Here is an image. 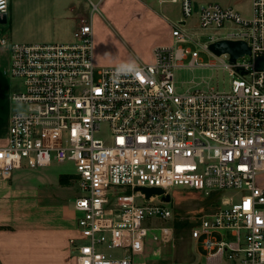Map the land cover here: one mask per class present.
I'll list each match as a JSON object with an SVG mask.
<instances>
[{
	"label": "built area",
	"instance_id": "obj_1",
	"mask_svg": "<svg viewBox=\"0 0 264 264\" xmlns=\"http://www.w3.org/2000/svg\"><path fill=\"white\" fill-rule=\"evenodd\" d=\"M167 1L179 2L174 43L155 46L150 63L94 67L96 6L70 41L13 42L0 33L10 74L22 83L10 99L24 106L10 114L0 145V186L23 166L72 162L73 264H136L147 236L171 242L173 211L162 196L172 188L234 190L236 198L224 196L191 228L206 256L192 264H264V66H257L264 57V0H250L249 17L217 2ZM8 7L9 0H0V14ZM193 14L198 27L216 30L200 44L204 50L213 54L208 45L220 39L249 47L234 62L228 53L213 54L223 57L227 88L202 82L177 90L176 68L219 66L184 46L199 44L188 30ZM103 124L108 134L97 137ZM136 187L164 193L146 197Z\"/></svg>",
	"mask_w": 264,
	"mask_h": 264
},
{
	"label": "rangeland",
	"instance_id": "obj_2",
	"mask_svg": "<svg viewBox=\"0 0 264 264\" xmlns=\"http://www.w3.org/2000/svg\"><path fill=\"white\" fill-rule=\"evenodd\" d=\"M204 2H217L231 4L237 8L244 17L250 16V0H197ZM90 12V11H89ZM86 17H90V13ZM180 18L179 2L167 0H104L97 2L91 23L93 29V63L95 68L110 66H131L153 61V45H170L174 43L171 35L172 23ZM189 32L195 36L199 44L189 45L197 49L199 61L214 63L219 66H183L174 70V80L177 90L183 91L188 87L202 82H209L219 88H227L229 81L228 71L220 66L223 57H217L204 50L200 44L207 41L209 35L216 30L200 28L195 22V14L187 20ZM223 30H220L222 32ZM158 46V45H157ZM155 47V46H154ZM242 60V58H239ZM189 58H185L186 64ZM225 61H228L226 58ZM13 91L21 89V80L18 77L11 79ZM14 109L22 110L24 106L17 104ZM108 129L105 124L96 134L105 137ZM75 167L71 161L64 163L52 162L48 166L28 168L23 166L15 169L7 189H11V197L5 202H12L20 207L23 215V200L27 197L33 202L36 195L40 200L66 204L74 201L77 195ZM264 177V173L261 174ZM169 201L166 205L171 207L173 218L171 225L174 229V238L171 242H149L144 249V264H192L194 246L190 238L191 228L198 223L202 215L210 214L221 205L224 196L236 198L234 190L226 189L222 192L211 191L208 194L186 188H172L169 191ZM29 201L27 206L33 205ZM4 202V201H3ZM32 210L29 207L26 212ZM19 214V213H18ZM10 228V225H5ZM154 232V231H153ZM77 234V231H76ZM68 239L71 256L70 239ZM149 235V234H148ZM19 237V236H18ZM147 242L150 240L146 237ZM25 252L18 253L16 261L10 264H35L29 262ZM73 264V261H72Z\"/></svg>",
	"mask_w": 264,
	"mask_h": 264
},
{
	"label": "crops",
	"instance_id": "obj_3",
	"mask_svg": "<svg viewBox=\"0 0 264 264\" xmlns=\"http://www.w3.org/2000/svg\"><path fill=\"white\" fill-rule=\"evenodd\" d=\"M103 1L9 0L7 12L0 14V33L13 42L70 41L81 20L88 18L86 13H91L97 2ZM157 45H153L152 51ZM12 77L9 46L0 45V145L6 141L9 116L17 110L10 96L22 90L21 84L20 90L13 91ZM7 184L0 186V264H10L13 259L15 263L17 254L22 252L35 264H72L68 239L76 234L77 212L73 202H48L37 195L32 202L20 197L22 215L17 204L5 202L11 197ZM29 201L33 203L29 206L32 210L26 212ZM8 224L10 228H5ZM191 241L194 246L192 262L203 263L206 256L201 241ZM143 259L144 252L135 257V263L144 264Z\"/></svg>",
	"mask_w": 264,
	"mask_h": 264
},
{
	"label": "water",
	"instance_id": "obj_4",
	"mask_svg": "<svg viewBox=\"0 0 264 264\" xmlns=\"http://www.w3.org/2000/svg\"><path fill=\"white\" fill-rule=\"evenodd\" d=\"M196 9V7H195ZM208 49L215 55H221L223 53L229 54V60L234 62L237 57L249 53V47L243 40H227L220 39L209 43ZM257 66L259 68L264 66V57H259L257 59ZM135 190H141L145 193L146 197L151 195H162L164 190L160 187H136ZM164 201H169V194L165 193L162 196Z\"/></svg>",
	"mask_w": 264,
	"mask_h": 264
}]
</instances>
